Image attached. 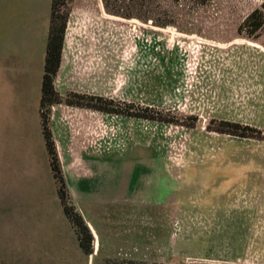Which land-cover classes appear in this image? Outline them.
Here are the masks:
<instances>
[{"label":"rangeland","instance_id":"1","mask_svg":"<svg viewBox=\"0 0 264 264\" xmlns=\"http://www.w3.org/2000/svg\"><path fill=\"white\" fill-rule=\"evenodd\" d=\"M263 1L59 6L67 9L63 36L70 39L66 90L162 119L56 103L62 129L55 138L49 107L66 199L90 233L85 253L63 215L38 127L50 0H0V264H264V242H229L193 190V176L206 172L225 139L264 140V22L250 36L238 31ZM18 72L21 98L10 91ZM219 121L247 125L256 132L244 133L255 137L213 130ZM111 171L123 174L118 190L105 184ZM97 174L106 182L84 192L79 184Z\"/></svg>","mask_w":264,"mask_h":264},{"label":"crops","instance_id":"2","mask_svg":"<svg viewBox=\"0 0 264 264\" xmlns=\"http://www.w3.org/2000/svg\"><path fill=\"white\" fill-rule=\"evenodd\" d=\"M63 41L59 66L53 78L54 89L60 95L69 92V89L66 90L64 86V80L67 76L63 67L68 64L66 62L68 60L67 54L63 51V47L66 46V43L70 42V39L68 38L67 40L65 39L64 42ZM68 46L69 44H67V47ZM21 78L22 75L20 76L18 72L17 78L12 81V83L14 82V87L10 88V91L14 90L13 93H15V96L20 98L23 94ZM6 79L5 83H9L10 79ZM81 93L84 92L81 91ZM39 95L40 82L38 101ZM57 104L60 105V103ZM55 105L56 104H53V106ZM55 107L50 106L52 110L49 113L48 122L49 128L53 133L56 130L61 131L62 129L59 125L57 126L56 111L58 112V108ZM88 110L95 111L93 109ZM101 112L103 113V111ZM38 127L41 135L39 112ZM54 134L56 138L57 135L56 133ZM55 140L57 141V139ZM58 140L60 141V138ZM215 155L208 161L206 172L202 169L193 176L195 180L197 179V182H193V190L195 191V188L198 187L195 191L197 203H199L198 205L201 206V201H203V203L207 205L209 211L214 212L213 219L217 218L222 221L218 222L217 225L226 228L225 233L228 234L227 240L229 242H264V140L250 138L225 139L223 141V150L220 154ZM115 173L112 171L108 173L109 175L106 177L107 183L104 181L105 177L97 174L96 179L92 178L91 181L87 182V185H79L81 189L83 188L85 190L84 192H86L89 191L90 187L92 188L96 185L98 187L100 184L99 181L103 180L110 190H118L121 185L118 186L117 182L118 179H120L119 177L123 174L120 171L118 174L116 173L117 175ZM128 175L132 176L133 174ZM77 187L78 185H76V188Z\"/></svg>","mask_w":264,"mask_h":264},{"label":"trees","instance_id":"3","mask_svg":"<svg viewBox=\"0 0 264 264\" xmlns=\"http://www.w3.org/2000/svg\"><path fill=\"white\" fill-rule=\"evenodd\" d=\"M70 0H50L49 7V19L47 36L45 42V51L43 59V68L40 79V95L38 101V112L40 117V131L44 141L45 150L48 156V164L51 175L57 184V197L61 206L63 215L68 220L69 224L74 230L79 248L87 253L89 252V231L84 224L80 214L74 209V207L67 202L64 181L61 175V171L58 165L57 157L55 154L51 133L47 125L48 109L51 105L56 103H64L66 105L83 107L88 109H94L107 113H115L126 116H133L145 119H157L152 115L146 113L147 108H138L131 103H118L114 102L110 98L97 96L93 94L79 93V92H67L64 95H60L53 86V78L57 71L60 61V53L63 41V34L67 18V9L64 12L59 13V6L61 4L66 5ZM264 1L261 4L251 10L238 25V31L243 30L245 27L247 30L245 34L247 36L252 35L257 29H259L264 22ZM242 132L237 133V130ZM215 131L225 132L231 135L240 137H252L255 136L252 133H244V131L256 132L253 128L247 125H240L236 122L219 121L218 127H214ZM106 264H145L142 261H136L132 259H111L107 260Z\"/></svg>","mask_w":264,"mask_h":264}]
</instances>
